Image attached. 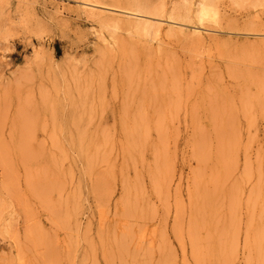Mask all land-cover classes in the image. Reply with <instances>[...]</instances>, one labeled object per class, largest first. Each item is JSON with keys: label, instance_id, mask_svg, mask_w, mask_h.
<instances>
[{"label": "rangeland", "instance_id": "1", "mask_svg": "<svg viewBox=\"0 0 264 264\" xmlns=\"http://www.w3.org/2000/svg\"><path fill=\"white\" fill-rule=\"evenodd\" d=\"M88 1L121 10L138 3L161 14L165 24L189 26L200 4L209 2L221 17L206 25L247 44L201 46L163 32L149 46L170 68L148 70L137 36L87 20L81 0H0V264H128L112 246L118 238L153 264L159 257L194 264L190 233L199 207L197 176L212 198L208 215L236 231L233 264H246L250 220L264 221V200L252 195L264 178V52L252 57L249 47L253 36L264 35V0ZM142 62L145 68L133 66ZM66 71L92 89L82 132L106 138L114 167L88 179L68 162L64 170L73 176L61 186V176L18 163L20 151L45 155L65 145L61 136L58 146L49 138L54 125L41 103L49 75ZM241 78L259 84L263 93L249 111L253 117L245 115L248 120L238 99ZM28 103L46 132L33 130L20 139L15 133L26 126ZM142 131L139 157L123 158L127 137ZM227 145L232 159L224 153ZM35 182L59 185L54 198L62 201L81 186L75 229L60 220L56 207L50 211L54 198L36 197L42 190L37 185L34 191ZM91 187L98 198L88 193ZM38 233L43 243H37Z\"/></svg>", "mask_w": 264, "mask_h": 264}, {"label": "bare ground", "instance_id": "2", "mask_svg": "<svg viewBox=\"0 0 264 264\" xmlns=\"http://www.w3.org/2000/svg\"><path fill=\"white\" fill-rule=\"evenodd\" d=\"M130 4V6L125 4L123 10H121L114 7H106L96 2L81 0L80 13L87 20L100 25L102 28H123L134 33L139 39V44L142 45L143 61L148 70L170 68L168 60L164 61L154 55L149 46V44L152 45L153 41L157 42L163 32L169 34L177 41L187 44L196 43L204 46L205 43H212L224 49L227 46L237 47L238 45L247 44H241L242 41L235 39L230 34H222L206 25L209 22H215L221 17V12L209 2H202L192 14V19L195 21L193 26H189L185 22L165 24L169 22H164L161 19V14L149 11V9L138 3ZM253 37L254 40L249 44V47L250 51L254 53H251L252 57H256L264 52V35ZM129 57L134 59L132 54ZM160 61L162 64H158ZM133 66L144 67V64L142 62L141 65L134 64ZM241 83L244 88L238 93V99L242 102V113L244 116L250 115V117H253V112L250 114L249 111L251 109L253 111L257 107V102L263 95L262 90L259 84H254L253 86L245 78H241ZM253 87L254 92L251 91ZM91 90V87L87 83L84 84L72 71L57 74L51 73L49 75L47 87L42 92L43 103H41V112L53 121L54 130L52 133L54 136L49 135V138L53 139V144L58 146L57 137L61 136L65 145L61 148L57 147L53 153L45 155L37 149L28 156L23 155L26 152L20 151L19 155H22V159L18 164L23 166V169L24 167L35 166L36 172H40L42 168H46L47 175L55 174L58 177H62L61 180H58V184L61 186L73 176V170H70V168L64 170L63 165L68 162L74 168L77 166L81 168L80 174L83 178L89 179L96 171L99 174L110 173L114 166L106 138L102 137L103 140H101L100 136L88 135L82 132L81 126L88 121L86 117L87 108L92 107L90 106ZM23 109L26 126H23L24 123L20 124L16 130L15 137L26 138L33 130L46 132L42 124L39 123L37 125L33 119L37 113L34 110V106L28 103L24 105ZM245 118L249 119L246 116ZM138 134H131L127 137L128 146L122 149L123 158L127 159L129 157L136 160L139 157L140 147H143L146 137L143 131ZM231 149L232 146L227 145L224 153L227 155ZM232 154L230 153L227 157L232 159ZM131 159L129 162L133 166L135 162ZM232 164L229 161L227 169L232 168ZM261 165L263 166V164ZM201 181L205 185V180H200L199 185V176H197V186L200 188L196 200L199 202V207L193 224L194 230L190 233L192 260L194 264H233L231 256L236 250V231L230 228L229 223L220 222L219 219H213L212 216L208 215L206 207L212 198L207 195L205 190L202 192ZM37 185L42 190L40 195H36L38 199H40V196L44 200L54 198L59 192V185L47 182L43 184L33 183L34 191L37 190ZM88 193L95 199L99 196L96 187H91ZM80 194L81 186L78 187V192L72 196V199L62 201L59 198H54L50 206V211L56 207V215L63 222L68 223L67 221H69L72 223L73 229L77 227V217L79 215L77 204L81 199ZM258 194L264 200V178L262 177L257 181L256 190L252 192L254 197ZM252 206L257 207V202L254 201ZM200 211L201 213H199ZM262 218L263 214L260 213V219ZM246 232L249 237L246 236L245 244L249 248L250 254L246 264H264V221L254 224V221L250 220L249 228ZM36 237L37 243L45 241V236L41 233H38ZM122 240L118 238L112 246H116L117 255L124 262H128V264H153L148 257L134 255L133 250L122 243ZM154 264H172V262L170 258L165 260L159 257Z\"/></svg>", "mask_w": 264, "mask_h": 264}]
</instances>
